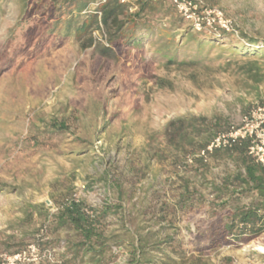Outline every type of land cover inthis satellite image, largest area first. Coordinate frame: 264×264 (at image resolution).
Listing matches in <instances>:
<instances>
[{
    "label": "rangeland",
    "instance_id": "1",
    "mask_svg": "<svg viewBox=\"0 0 264 264\" xmlns=\"http://www.w3.org/2000/svg\"><path fill=\"white\" fill-rule=\"evenodd\" d=\"M37 1L33 20L51 15L36 24L34 39L25 44L32 0H0V251L12 252L2 245L8 237L10 243L23 239L25 246L48 223L47 241L59 243L55 259L64 264L62 243L69 233L53 232L51 208L69 194L92 207L116 204L119 183L128 194L122 204L126 215L132 210V225L122 224L119 215L108 217L114 252L109 264H141L133 252L136 227L146 237L144 258L152 264H264V238L196 251L195 235L220 202L212 184L236 166L224 154L202 163L182 157L163 139L170 120L188 115L238 126L264 101V59L229 57L221 54L226 45H216L195 65L180 64L183 52L169 64L154 39L131 47L111 44V38L129 35L126 23L120 33L109 32L94 15L95 23L79 37L75 30L93 15L92 0ZM118 1L126 5L120 19L138 9L136 0ZM152 1L160 5L154 19L194 33L171 4ZM197 1L220 10L233 34L245 32L263 48L264 0ZM194 49L190 44L186 50ZM249 66L256 79L247 77ZM185 180L191 193L179 205ZM247 202L248 196L237 202L232 197L228 205ZM40 204L47 219L31 209Z\"/></svg>",
    "mask_w": 264,
    "mask_h": 264
},
{
    "label": "trees",
    "instance_id": "2",
    "mask_svg": "<svg viewBox=\"0 0 264 264\" xmlns=\"http://www.w3.org/2000/svg\"><path fill=\"white\" fill-rule=\"evenodd\" d=\"M71 1L66 0L65 3ZM77 1L81 2V0ZM87 2L82 3L80 8H84ZM33 3L32 0V7L26 18L28 21H24L25 44L34 39L36 24L38 22L42 24L45 22V17L51 15L42 13L39 19L33 20V9H36L38 1L35 0V4ZM136 4L137 11L126 15L124 20L120 17L126 14V5L119 3L118 0H106L101 7L100 24L107 31L115 30L116 33H120L124 24L128 25L129 35L126 37L121 35L115 40L111 38V44L117 42L118 46H122L121 43L124 41V45L131 47L138 43L142 44L145 40L154 39L158 46L156 49L158 54L169 64L175 63L178 54L183 52L185 60H182L180 64L195 65L216 45H226V48L221 50V54L229 57H243L253 61L264 59V40L261 42L263 48H257L259 41L239 30L235 34L223 31L193 33L189 28H181L175 21L168 22L167 27L165 23H160V18H153L160 9L159 3L152 0H136ZM170 13V10L164 12L165 15ZM94 15L89 16L87 22L76 28L75 33H78L79 37L85 35L95 23ZM97 29H99L98 26ZM68 30L70 28L67 32ZM176 30L181 31L179 38L175 33ZM231 36H234V39H231ZM190 44L195 47L192 53L186 50ZM246 69L247 77L256 79V75L252 74V67L249 66ZM229 127L228 123H222L219 118L209 120L203 116L188 115L170 120L163 129V139L166 145L172 148L171 151H175L177 155L193 157L202 163L205 158L198 156L199 152L206 148L217 133L227 131ZM247 146V140H239L230 148L216 149L206 155L224 154L233 160L236 169L223 178L220 184H212V193L220 202L214 206V212L206 227L195 235V249L198 252H207L225 245H247L264 237V169L248 156ZM201 180L204 182V179ZM188 189L189 182L185 180L184 193L179 205L188 199L191 193ZM115 193L116 204L105 203L96 207L90 206L82 198H74L71 194L62 198L57 206V212L50 216L54 233L61 230L69 233L62 243L64 264H109L111 262L114 256L111 246L113 236L107 230L108 217L119 215L122 224L125 225L128 222L130 226L132 225L130 219L132 210L129 209L126 215L122 204L128 195L126 190L121 184L116 183ZM235 195L237 197H234ZM241 196H248L249 202L228 205L232 197L237 202L240 201ZM31 209L36 210L39 215L44 213V218H48L49 214L42 204L31 206ZM25 213V219H30L32 213ZM124 228L127 229V227ZM141 229L136 227L133 231L132 236L136 241L133 252L139 253L141 264H152L151 260L144 258L147 240L142 236ZM7 239L10 240V237ZM8 240L2 242L5 250L11 249L15 252L24 246L23 239L16 243H10ZM57 244L59 245L55 240H49L42 245L44 248H55Z\"/></svg>",
    "mask_w": 264,
    "mask_h": 264
},
{
    "label": "built area",
    "instance_id": "3",
    "mask_svg": "<svg viewBox=\"0 0 264 264\" xmlns=\"http://www.w3.org/2000/svg\"><path fill=\"white\" fill-rule=\"evenodd\" d=\"M124 1V0H121ZM166 1L171 4L176 14L195 32H218L234 33L231 23L218 9L203 7L197 0H154ZM106 0H92L88 11L101 17V7ZM247 140V154L254 163L264 169V101L256 103L241 119L238 126H230L227 131L217 133L208 143L204 150L198 154L206 157L207 154L216 149L230 148L236 141ZM190 162V161H189ZM74 198H79L73 194ZM58 207H52V213L57 212ZM88 214L91 212L87 211ZM49 232V224L45 223L40 228L37 236L23 248L15 252L0 251V264H39L44 260L54 264H61L55 259V248H44ZM264 254V248L261 252Z\"/></svg>",
    "mask_w": 264,
    "mask_h": 264
},
{
    "label": "crops",
    "instance_id": "4",
    "mask_svg": "<svg viewBox=\"0 0 264 264\" xmlns=\"http://www.w3.org/2000/svg\"><path fill=\"white\" fill-rule=\"evenodd\" d=\"M264 237L259 238L258 240H262Z\"/></svg>",
    "mask_w": 264,
    "mask_h": 264
}]
</instances>
